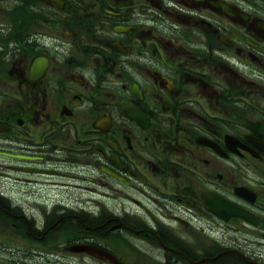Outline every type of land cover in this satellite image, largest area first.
<instances>
[{
    "label": "flooded vegetation",
    "instance_id": "af4514ba",
    "mask_svg": "<svg viewBox=\"0 0 264 264\" xmlns=\"http://www.w3.org/2000/svg\"><path fill=\"white\" fill-rule=\"evenodd\" d=\"M0 264H264V0H0Z\"/></svg>",
    "mask_w": 264,
    "mask_h": 264
},
{
    "label": "water",
    "instance_id": "95a60500",
    "mask_svg": "<svg viewBox=\"0 0 264 264\" xmlns=\"http://www.w3.org/2000/svg\"><path fill=\"white\" fill-rule=\"evenodd\" d=\"M244 215V214H243Z\"/></svg>",
    "mask_w": 264,
    "mask_h": 264
}]
</instances>
